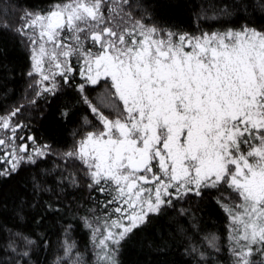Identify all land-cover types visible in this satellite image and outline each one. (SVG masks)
<instances>
[{
  "label": "snow or ice",
  "instance_id": "snow-or-ice-1",
  "mask_svg": "<svg viewBox=\"0 0 264 264\" xmlns=\"http://www.w3.org/2000/svg\"><path fill=\"white\" fill-rule=\"evenodd\" d=\"M136 7L132 0H51L21 16L16 31L29 42L27 75L39 76L35 95L46 100L74 89L92 119L82 116L81 127L91 130L55 153L34 135L18 136L28 127L14 122L19 107L0 115V165H6L0 180L53 154L82 173L78 179L62 169L56 188L31 176L33 199L20 202L17 216L23 221L34 213L37 226L50 217L60 223L66 207L60 197H37L86 180L88 192L103 197L89 195L91 215L79 217L90 230L96 264H120L121 247L154 227L174 201L207 195L229 218L232 264H264V0H226L213 16L205 14L221 27L197 32L145 23ZM97 85L104 95L94 103L87 89ZM62 227L57 264H82L80 252L72 259L73 225ZM9 231L15 264H38L32 253L46 250L47 237ZM205 239L220 251L219 237ZM190 251L201 264H214L205 252Z\"/></svg>",
  "mask_w": 264,
  "mask_h": 264
},
{
  "label": "trees",
  "instance_id": "trees-1",
  "mask_svg": "<svg viewBox=\"0 0 264 264\" xmlns=\"http://www.w3.org/2000/svg\"><path fill=\"white\" fill-rule=\"evenodd\" d=\"M50 2L51 0H0V115H6L19 107L21 112L14 118V122H23L28 127L20 130L18 136L22 134L26 138L34 135L38 144L52 145L55 153H62L75 145L83 131L91 130L81 127V117H92L86 105L77 103L79 95L74 89L65 88L54 97L47 96L46 100L35 95V77L27 75L31 70L29 42L24 34H17L16 31L21 26V16L25 11L46 9ZM132 2L137 5L134 15L137 18L143 15L145 23L197 32L200 28L208 31L221 27L218 20L207 19L205 14L213 16L226 0ZM79 80L77 76L76 82ZM87 95L96 103L102 99L104 90L97 85L87 89ZM33 99L36 100L34 105L30 103ZM64 109L68 111L66 118L61 116ZM104 110L108 114V109ZM17 142L22 143L19 139ZM26 142L31 146V141ZM57 165L60 167H56ZM40 169L44 171L41 173ZM62 169L76 171L77 178L82 177L76 165L62 162L59 156L53 154L42 160L39 167L29 166L11 179L0 180V264H15L16 257L7 248L11 239L9 230L23 231L33 239H36L35 233L46 236V250L35 249L32 253L33 261L38 264H57L58 259L64 255L61 247L64 239L62 226L68 223L73 225L71 238L76 244L72 259H76L75 251H78L81 253L82 264H96L91 249L90 230L84 227L79 217L91 215L85 211L86 207H92L95 203L87 200L89 195H95L101 200L103 197L99 193H89L86 180L81 179L79 188L65 186L62 193L41 192L37 197L44 200H49L54 195L60 197L58 202L66 206L60 223L50 217L37 226L32 222L34 213L26 215L23 221L17 216L20 202L33 199L31 176L35 175L42 187L56 188L57 177ZM174 203L175 208H169L155 221L154 227L121 247L118 256L120 264H201L198 254L190 251L191 247L205 252L214 264H232L234 258L230 253L231 241L228 239L229 218L212 197L189 196ZM181 209L184 210L183 215L180 213ZM97 211L99 212L98 207ZM211 235L219 237V252L209 247L205 239ZM165 245L166 247H162Z\"/></svg>",
  "mask_w": 264,
  "mask_h": 264
},
{
  "label": "rangeland",
  "instance_id": "rangeland-1",
  "mask_svg": "<svg viewBox=\"0 0 264 264\" xmlns=\"http://www.w3.org/2000/svg\"><path fill=\"white\" fill-rule=\"evenodd\" d=\"M25 37H26V36H25ZM26 38H27V37H26ZM30 54H31V53H30ZM31 65H32V60H31ZM36 79H39V76H38V75L35 76V80H36ZM57 79L59 80L60 78L57 77ZM79 79H80V78H79ZM79 82H80V80H79ZM79 82H78V83H79ZM45 83H47V82H45ZM80 138H81V137H80ZM80 138H78V139H80ZM78 139H77V140H78ZM17 143L19 144V142H17ZM73 147H74V146H73ZM73 147H72V148H73ZM72 148H71V149H72ZM0 166H1V167H4V166H6V165H0ZM154 171H155V168H154ZM91 249H92V252L95 253L96 249L94 248L93 245H92Z\"/></svg>",
  "mask_w": 264,
  "mask_h": 264
},
{
  "label": "bare ground",
  "instance_id": "bare-ground-1",
  "mask_svg": "<svg viewBox=\"0 0 264 264\" xmlns=\"http://www.w3.org/2000/svg\"><path fill=\"white\" fill-rule=\"evenodd\" d=\"M103 84V83H102ZM71 149V148H70Z\"/></svg>",
  "mask_w": 264,
  "mask_h": 264
}]
</instances>
